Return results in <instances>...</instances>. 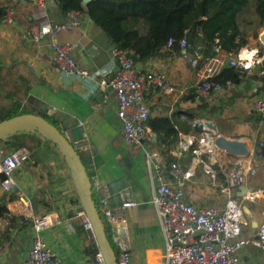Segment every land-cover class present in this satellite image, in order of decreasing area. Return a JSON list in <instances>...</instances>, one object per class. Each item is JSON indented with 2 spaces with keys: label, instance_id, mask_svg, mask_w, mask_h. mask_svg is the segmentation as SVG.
Segmentation results:
<instances>
[{
  "label": "crops",
  "instance_id": "obj_1",
  "mask_svg": "<svg viewBox=\"0 0 264 264\" xmlns=\"http://www.w3.org/2000/svg\"><path fill=\"white\" fill-rule=\"evenodd\" d=\"M14 5L17 11L16 22L11 26L0 25V45L2 50L6 46L15 49L33 72L35 83L27 101L49 116L74 145L87 168L93 191L103 207L121 215L123 203L134 201L138 204L123 211L127 226L111 231L116 248L130 254L131 264H164L165 237L152 204L156 173L151 169L148 156L156 151L159 161H165L156 147L158 136L147 124L146 137L141 145L129 146L122 138L116 97L99 86V81L113 76L118 67L111 53V41L85 13L62 14L56 0H48L45 9L36 6L32 0H15ZM73 20L78 21V25L58 32L56 40L71 46L72 56L77 63L91 72V77L85 80L67 76L58 70L50 47V36L41 35L38 41H34L31 35L32 26L41 30L53 24L67 25ZM244 50H241L242 56L245 55ZM246 51L251 53L250 57L259 53L257 49ZM183 54L172 52L163 58L153 59L144 66H137L141 70L164 74L173 88L172 93L158 92L150 99V117L167 116L175 121L180 140L195 135L194 122L200 120L189 117L198 103L184 100V97L201 82H196L199 75L207 79L218 74L220 69L212 60L205 64L206 69L201 74L196 69L195 75ZM219 56L228 57L225 52H221ZM262 63L263 58L260 57L257 64ZM212 66L217 67L214 73ZM259 86L258 79L240 85L227 84L221 94L214 93L207 100L215 105L214 102L221 99L222 95L227 98L230 96L228 104L234 103L236 110L245 108L242 110L246 116L244 126L247 127V122H251L255 131L240 138L252 148L255 146L254 140L262 141L264 137L254 121L250 120L254 113V100L257 97L264 98V91L255 95L254 90ZM190 127L194 132H186ZM185 159L186 154L178 159V163L188 169L190 163L183 165ZM39 160H30L27 166L16 173V193L30 198L32 202L36 198L49 201L47 214L53 216L54 224L42 232L41 237L56 251L61 264H95L88 234L84 230L83 238L78 232L79 226L83 225V211L68 166L59 151L50 149L41 151ZM258 164L259 176L249 180L247 187L264 188L262 163ZM203 175L207 178V187H190L196 175L187 184V197L201 207L221 205L224 197L211 187L209 178L204 173ZM16 193L14 195L17 198ZM4 195L0 190V199ZM6 196L7 199L11 197ZM13 200L7 205L9 212V204ZM247 209L246 219L248 218L251 226H244L243 238H250L255 234L253 224L259 223L262 217V204H250ZM10 214L17 218L15 224L11 225L8 220L0 221V264H23L29 258L30 251V247L26 250L17 246L24 220L19 215ZM29 229L32 237L31 225ZM241 264H264V252L254 246L246 247L241 254Z\"/></svg>",
  "mask_w": 264,
  "mask_h": 264
},
{
  "label": "built area",
  "instance_id": "obj_2",
  "mask_svg": "<svg viewBox=\"0 0 264 264\" xmlns=\"http://www.w3.org/2000/svg\"><path fill=\"white\" fill-rule=\"evenodd\" d=\"M32 1L39 8H47L48 0ZM16 18V8L8 7L1 26L14 25ZM76 25L78 21L73 20L67 25L53 24L41 30L32 26L31 35L34 41H38L41 35L50 36L52 40L50 47L58 70L67 76L85 80L91 77V72L77 63L72 56L71 46L56 40L58 32ZM175 43L174 39H169L166 50L173 52ZM179 46L195 73L205 59L201 52L203 47H198L196 54L189 53L191 47L186 38L179 41ZM111 53L118 65L117 70L113 76L101 79L99 86L116 97L117 118L122 125L124 142L129 146H138L146 137L150 99L158 92L172 93L173 88L160 72L141 73L128 52L113 46ZM259 60V53L250 57L242 56V51L237 56L230 55L227 58L217 56L213 59L219 67L228 63L232 67L246 71L252 70ZM224 87L208 78L201 81L196 87L197 101L209 100L214 93L221 94ZM252 108L253 112L260 116L257 129L261 132L264 130V98L257 97ZM215 139L216 134L206 128L203 132L179 141L175 156L179 159L185 154H191L188 169H184L178 162L167 165L159 161L156 152L148 156L151 169L156 173L152 204L165 237L164 264H241V254L246 247L254 246L264 252V188L247 187L249 180L258 178L260 173L259 164L254 160V147L248 145L251 151L249 157L234 158L219 151ZM261 146H264L262 141ZM30 159L31 154L24 148L1 156L0 190L3 193L8 196L16 193L18 184L16 173L23 169ZM200 168L209 178L211 187L224 197L221 205L201 207L187 197V184L197 175ZM250 204H262V217L255 234L251 238H243V228L247 224L244 207ZM137 205L134 201L123 203L120 208L121 215L103 207V222H106L112 232L123 229L127 226V218L123 211ZM9 208L11 213L19 215L31 225L29 258L23 264H61L56 251L41 237L42 232L54 224L53 216L36 215L32 200L21 194H17L16 200L10 202ZM82 224L89 236L95 264H105L84 212ZM118 261L120 264H131V256L123 250L118 256Z\"/></svg>",
  "mask_w": 264,
  "mask_h": 264
},
{
  "label": "trees",
  "instance_id": "obj_3",
  "mask_svg": "<svg viewBox=\"0 0 264 264\" xmlns=\"http://www.w3.org/2000/svg\"><path fill=\"white\" fill-rule=\"evenodd\" d=\"M59 10L67 15L71 12L85 13L109 38L112 45L129 53L137 66H144L153 59L163 58L172 52H167L169 39L176 41L173 52L180 54L179 41L186 38L191 54L198 52L202 46V54L206 64L225 52L228 56H237L249 43V35L245 28L253 23L248 17H254L256 26L264 29V0H92L84 5L83 0H56ZM253 1V2H252ZM252 2V3H251ZM15 7L13 0H0V25L5 18L6 9ZM259 56L262 64H255L250 71L232 67L228 63L219 69L218 74L208 78L226 86L240 85L250 80L258 79L260 86L255 95L264 91V48L261 46ZM198 67V68H199ZM141 73L146 72L140 69ZM35 83L33 72L27 62L15 51L5 47L0 50V122L15 116L33 114L41 116L58 128V125L46 114L35 109L28 101V95ZM198 106L191 111V119L214 121L223 117V109L206 101H197L196 88L185 97ZM260 116L253 113L250 120L257 123ZM147 125L158 136L156 147L159 154L168 165L179 162L173 151L180 138L176 122L167 116L149 117ZM186 132H194L190 127ZM264 130L260 132L263 134ZM198 134V132H195ZM262 141H264L262 139ZM24 148L31 154L30 160H39V154L45 149L57 151L56 146L38 133L23 132L0 140L2 156L11 151ZM254 160L259 163L264 160V146L255 142ZM190 163L191 154H186ZM26 163V166L30 162ZM1 180V176H0ZM0 199V221L8 220L11 225L17 218L12 216L7 208L10 200L16 198L13 194L9 199ZM78 197V196H77ZM93 200L103 219L101 205L93 191ZM36 215L49 212V201L36 198L33 200ZM42 203V204H41ZM83 211V210H82ZM108 237L119 256L120 251L112 241V233L104 222ZM79 235L85 238L83 225L78 228Z\"/></svg>",
  "mask_w": 264,
  "mask_h": 264
},
{
  "label": "water",
  "instance_id": "obj_4",
  "mask_svg": "<svg viewBox=\"0 0 264 264\" xmlns=\"http://www.w3.org/2000/svg\"><path fill=\"white\" fill-rule=\"evenodd\" d=\"M91 1L83 0V3L87 5ZM260 42L264 48V33L260 36ZM206 128L216 134L215 145L219 151L227 153L234 158H247L250 156L251 151L245 140L220 135L217 126L209 121L202 122L199 120L194 125V131L198 133L203 132ZM23 132L38 133L56 146L70 170L81 208L91 224L97 246L105 264H120L116 251L108 237L105 224L93 200L91 178L83 159L74 145L59 127L57 128L47 119L38 115L24 114L0 122V140H7L10 136ZM1 156L0 153V158ZM244 211L248 214L247 207H244ZM253 226L257 228L258 223L254 222Z\"/></svg>",
  "mask_w": 264,
  "mask_h": 264
},
{
  "label": "rangeland",
  "instance_id": "obj_5",
  "mask_svg": "<svg viewBox=\"0 0 264 264\" xmlns=\"http://www.w3.org/2000/svg\"><path fill=\"white\" fill-rule=\"evenodd\" d=\"M248 18L251 21H253V23L245 28L247 34L249 35V44L244 49H248L250 51L252 49H257V51L259 52L260 48L262 46V44L260 42V36L264 33V29L258 28L256 26V22L254 20V17H248ZM0 50L5 51V49H3V50L1 49V45H0ZM218 68H219V66H218ZM197 69L201 74V72L206 69L205 64L202 63V65ZM212 69H213V73H214L216 71L217 67L212 66ZM203 79H205V77H202L201 75H199V78L196 82L202 81ZM226 98L227 97L225 95H222L221 99H217L218 101L214 102L216 106H219V108L224 110L223 117L222 118H216L214 121H210V122L217 126L218 133L220 135H224V136L234 138V139H241L240 137L249 136L250 134H252L253 131H255V127L254 128L252 127L253 123H251V122H249V123L247 122V124H248L247 127L244 126V120H245L246 116L243 115L242 110L245 108L242 107V108H239L238 110H236L235 106L233 105L234 103L228 104L229 101H228V98L227 99ZM209 103L213 104V102H209ZM262 135L264 136V132ZM263 139H264V137H263ZM259 140L260 139L254 140L253 145L255 142H260ZM154 152H156V151H154ZM188 163H189L188 159H185L183 165L186 166V165H188ZM261 163H262V168H261L262 171L261 172H263L261 177L264 180V160H261L260 164ZM201 171L202 170L200 168L198 171L197 177L195 178L193 184L190 185V187H192V188H194V187H196V188L197 187H204V188L207 187L206 186V183L208 182L207 178L203 175V173ZM246 220H247V227H250L251 226L250 221L248 220V218ZM23 223H24L23 228L20 230V233L18 234L17 246L19 248L23 247V249L27 250L30 247V242H31V238H32L31 233H30V229H29L30 228V222L23 221Z\"/></svg>",
  "mask_w": 264,
  "mask_h": 264
},
{
  "label": "bare ground",
  "instance_id": "obj_6",
  "mask_svg": "<svg viewBox=\"0 0 264 264\" xmlns=\"http://www.w3.org/2000/svg\"><path fill=\"white\" fill-rule=\"evenodd\" d=\"M244 56H249V55H251V53L249 52V51H246V49L244 50Z\"/></svg>",
  "mask_w": 264,
  "mask_h": 264
}]
</instances>
